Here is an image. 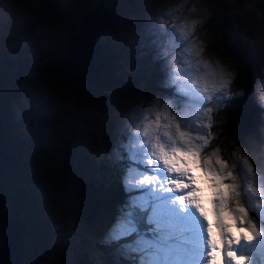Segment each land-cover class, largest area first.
Instances as JSON below:
<instances>
[{
  "label": "rangeland",
  "instance_id": "374dc122",
  "mask_svg": "<svg viewBox=\"0 0 264 264\" xmlns=\"http://www.w3.org/2000/svg\"><path fill=\"white\" fill-rule=\"evenodd\" d=\"M263 3L105 0L103 7L110 18L95 40L111 52V63L104 67L96 58L89 69L98 77L105 76L102 82L106 85L101 80L72 85L53 71L65 61L81 17L97 2L82 4L72 14L65 5L49 9L34 24L33 0H0V126L9 134L12 158L6 184L0 180L5 199L1 200L0 222L12 217L10 199H14L20 208L18 218L3 231L9 236L13 230L16 249L17 242L22 237L25 240L21 262L76 264L77 258L79 264H113L112 249L103 240L125 200L124 165L116 161L114 150L126 140L130 124L137 119L134 110L155 107L154 100L169 97L163 86L166 70L160 51L172 37L164 35L163 28H179L189 47L203 49L204 60L231 73L228 99L244 91L235 84L238 65L241 70L252 66L244 93L257 107L245 101L248 118L239 124L235 113L226 115L228 106L224 107L215 120L216 135L224 156L247 155L256 168L264 167V108L255 95L264 81ZM87 46L93 48L91 42ZM67 67L72 73V64ZM227 128L231 133L223 134ZM67 139L73 154L63 168L68 155L63 154V140ZM89 180L94 186L112 182L122 188L124 197L121 202L100 206L91 225L82 216L78 194ZM94 204L92 199L96 211ZM22 222L25 225L20 230ZM1 248L8 262L16 259V253L10 256Z\"/></svg>",
  "mask_w": 264,
  "mask_h": 264
},
{
  "label": "snow or ice",
  "instance_id": "6c2138e0",
  "mask_svg": "<svg viewBox=\"0 0 264 264\" xmlns=\"http://www.w3.org/2000/svg\"><path fill=\"white\" fill-rule=\"evenodd\" d=\"M161 31L169 97L134 110L114 150L125 200L103 243L113 264H264V167L224 156L216 135L232 75L179 28ZM255 95L264 108V81Z\"/></svg>",
  "mask_w": 264,
  "mask_h": 264
},
{
  "label": "water",
  "instance_id": "95a60500",
  "mask_svg": "<svg viewBox=\"0 0 264 264\" xmlns=\"http://www.w3.org/2000/svg\"><path fill=\"white\" fill-rule=\"evenodd\" d=\"M38 5L41 6L43 9H45L46 11H48L49 9H54L57 7H60L63 3L64 0H36ZM103 1L104 0H98L97 4L95 5V7H93L92 9H90V11H88V13L86 15H84L81 19V21L76 25L77 27V34L75 39L73 40L72 43L69 44L68 47V51L65 57V61L62 62L64 65V76L69 79L74 81L75 83H77V81L81 82L86 78L88 81H94L96 80V75L95 74H91L90 77H84L83 78H79L78 77V72H77V67L79 64V61H86L85 63V68H90V63L95 62L96 58H97V62L100 61L103 63L102 61V57L101 54L99 53L98 47L95 43V39L97 37V35L101 34L102 31L104 30V26L105 24L109 21V14L107 13L106 10H104L103 5ZM100 14H102L100 16ZM104 15V16H103ZM95 26V28H94ZM6 41V38L5 40ZM91 42L93 45L92 49H88L87 44ZM92 51H94L96 53V57L92 55ZM69 64H72L73 68H75V72L74 70L72 71V73L70 72V68L67 67ZM94 66V65H92ZM252 69V66L250 65V67L242 69L241 67L239 68V72H238V82L239 85L242 86L244 88V91H246V86H247V78L250 74V70ZM241 70V71H240ZM0 83H1V76H0ZM242 93V95L237 96L234 101L227 107L225 114L229 115L231 114V112L233 111L235 105L241 100V99H246L247 96L245 95V93ZM70 138V137H69ZM71 141L70 140H63V154L65 155V153L67 152L68 155H65V160L63 162V168L66 167V162L68 161V159H70L72 157V149H71ZM42 151H46V149L44 147H41ZM12 162V158H11V154L8 151V148L6 146V132L3 131L2 127L0 126V180L2 178H4L5 176V172L7 167L10 165V163ZM82 184H85V181L82 182ZM82 185V187H83ZM87 187H84V189L79 190L78 194L80 195V211L82 213V216L86 219V223L88 225L92 224V219L94 218L95 214L100 210V203L98 202V193L95 190V186L92 183L91 180H89L86 183ZM89 185V186H88ZM2 184H0V192L2 191ZM86 192L87 195L83 196L82 194H85ZM89 192H91L92 196L89 194ZM97 198V199H96ZM92 199L94 200V205L96 207V211L93 210L92 208ZM86 203H87V208H86ZM91 204V205H90ZM92 209V210H91ZM94 211V212H93ZM18 212H19V208L18 205L16 203V201L14 199L11 200V215L12 217L9 219V221L6 224L5 227V231L8 228V225L13 221V220H17L18 218ZM90 219V220H89ZM25 223L22 222V226L20 228V230L24 227ZM5 231H3V238H2V245L0 247H2L1 249L3 250L4 248L7 249V253L8 255L10 254V256H13L15 253L17 254L16 259L14 261L8 262V257L6 256V253H2L0 256V263L2 261L3 264H21V256L20 253L22 251V247H24L23 242H22V238L19 240L18 243V248L16 249V245L15 243H13V241L11 240V233L13 230H11L9 236L5 235ZM11 235V236H10ZM14 244V245H13ZM4 246V247H3ZM5 251V250H3ZM77 255H75V257H77ZM3 257V259H2ZM76 263L79 264L77 258H76Z\"/></svg>",
  "mask_w": 264,
  "mask_h": 264
},
{
  "label": "trees",
  "instance_id": "16d2710c",
  "mask_svg": "<svg viewBox=\"0 0 264 264\" xmlns=\"http://www.w3.org/2000/svg\"><path fill=\"white\" fill-rule=\"evenodd\" d=\"M34 1V4H35V7L36 8H38V3H37V1L36 0H33ZM89 1H92V2H98V0H89ZM82 4H84L85 6L88 4V0H84V1H82V0H64L63 1V3H62V5L60 6V7H62V6H64L65 5V7H66V11L68 12V13H70V14H72V12H76L77 10H78V8L82 5ZM46 10L45 9H43L42 7L41 8H39V11H37V15H39L38 16V19H35L36 20V22H34V24L35 23H37L40 19H41V17H42V15L43 14H45L46 12H45ZM72 11V12H71ZM84 16V15H83ZM82 16V17H83ZM81 17V18H82ZM104 28H105V26H104ZM110 30V29H109ZM109 33V32H108ZM108 33H106V35H108ZM96 42H98L97 40L95 41V43ZM96 45H97V47H98V50H99V53L101 54V57H102V61H103V63H104V67H106L107 65H109L110 63H111V52L104 46V45H100V44H98V43H96ZM62 64V66H60L59 67V69L58 70H54L53 71V74H58V76H56L57 78H59L60 80L61 79H66V80H68V82L69 83H71L72 85H75V84H77V85H79V84H81V83H83V82H87V83H93V82H96V81H99L100 82V80H101V85L103 84V85H106V83H104V82H102V80H104L105 79V76L104 77H101V76H97L96 77V80H94V81H81V82H79V81H77V83H75L74 81H72V80H69V79H67L65 76H64V72H63V69H64V65H63V63H61ZM239 68H240V65H238V70H239ZM91 70L89 69V68H87L86 70H85V77H90L91 76ZM235 84L237 85V86H239V82H238V73L236 74V76H235ZM236 97H230V99H228L227 100V102H226V106H228V105H230L233 101H234V99H235ZM246 101H247V103L248 104H251L252 106H253V108H254V105L256 106V104L254 103V105H253V101H250L249 99H247L246 98ZM250 102H252V103H250ZM247 103L246 102H244V104H245V108L247 109V111H249V108H248V106H247ZM257 107V106H256ZM220 115H222V113L220 114ZM253 116L251 117V115H250V121H251V123H252V129L251 130H253V123H254V114H252ZM247 121V119H245L244 121H242V122H238L237 124H239V123H244V122H246ZM104 129L105 128H103V131H104ZM224 131H225V129H224ZM226 132H228V133H231V131L229 132V129L227 128V130L225 131V132H222L223 134H225ZM7 135H6V138L8 137L9 138V134L8 133H6ZM9 142H10V140H7L6 139V146H7V148H8V151L10 152L11 150H10V146H9ZM40 148V147H39ZM71 148H72V143H71ZM255 164L257 165V166H259L258 164H257V162H255ZM10 166H11V164L7 167V170H6V172H5V176H4V178H3V180H4V185L6 184V182H7V173L9 172V168H10ZM115 172H116V170H114ZM115 172H114V174H113V177L114 178H117V176H116V174H115ZM115 183H116V180H115ZM110 184H112V182H110ZM107 185V186H105L104 184H102V183H100V185H98V184H96L95 185V189L97 190V193H98V202L99 203H101L100 204V206H102V208H103V206L105 207H107V206H109V204H110V201H112V204H114V202L115 201H117V202H121L122 201V199H124V197L123 196H121V194H123V190H122V188H119V186H114V185ZM2 187H3V185H2ZM118 196V197H120V198H117V199H115V196ZM114 197V198H113ZM9 198V197H8ZM5 200L4 199V196L2 197V195L0 194V208L2 207V205H3V203H2V201L1 200ZM7 199V198H6ZM11 200H12V198L10 199V202H11ZM7 201H9V200H7ZM111 204V205H112ZM9 211V205H7V207H5V212L7 213ZM9 215H10V213L7 215L6 214V217H9ZM5 216V215H4ZM5 220H7V221H5ZM8 222V219H4V220H2L1 222H0V231H1V233H0V237L2 236L3 237V234H2V232H3V228H5V225H6V223ZM1 243H2V240H1ZM0 243V244H1ZM24 243H25V240H24ZM30 263H33L32 262V260H29V259H27L26 261H22L21 262V264H30ZM77 264V263H76Z\"/></svg>",
  "mask_w": 264,
  "mask_h": 264
},
{
  "label": "bare ground",
  "instance_id": "6f19581e",
  "mask_svg": "<svg viewBox=\"0 0 264 264\" xmlns=\"http://www.w3.org/2000/svg\"><path fill=\"white\" fill-rule=\"evenodd\" d=\"M242 44V43H241ZM240 46V45H239ZM241 47V46H240ZM243 47V46H242ZM92 53V55L93 56H95L96 57V53L94 52V51H92L91 52ZM85 63H86V61H79V64H78V67H77V72H78V77L79 78H83L84 77V74H85V70H86V68H85ZM261 66V65H260ZM90 68H92V63H90ZM73 70H74V72H75V68H73ZM235 113V116H236V118H237V120H239L238 122H242V121H244L245 119H247L248 118V116L245 114V113H247L248 111H247V109L245 108V104H244V100H240L236 105H235V107H234V109H233V111H232V113ZM231 118H232V116H231ZM233 119V118H232ZM91 196H92V194H91ZM91 205V204H90ZM20 209V208H19ZM12 235V234H11ZM10 235V236H11ZM22 242H23V245H25V243H24V239H23V237H22ZM3 250H5V251H7V249H3ZM8 252V251H7Z\"/></svg>",
  "mask_w": 264,
  "mask_h": 264
},
{
  "label": "flooded vegetation",
  "instance_id": "af4514ba",
  "mask_svg": "<svg viewBox=\"0 0 264 264\" xmlns=\"http://www.w3.org/2000/svg\"><path fill=\"white\" fill-rule=\"evenodd\" d=\"M104 1H105V0H104ZM104 1H103V4H104ZM88 2H89V1H88ZM263 4H264V3H263ZM102 6H103V5H102ZM39 8H41V6H38V8H36V7L34 8V12H33V14H34L33 18H34V19H38V16H39V15H37V11H39ZM33 14H32V15H33ZM84 15H86V13H85ZM39 147H40V146H39ZM44 148H45V147H44ZM45 149H46V151H47V148H45ZM6 170H7V169H6Z\"/></svg>",
  "mask_w": 264,
  "mask_h": 264
},
{
  "label": "clouds",
  "instance_id": "9594fccd",
  "mask_svg": "<svg viewBox=\"0 0 264 264\" xmlns=\"http://www.w3.org/2000/svg\"><path fill=\"white\" fill-rule=\"evenodd\" d=\"M11 208V207H10Z\"/></svg>",
  "mask_w": 264,
  "mask_h": 264
}]
</instances>
